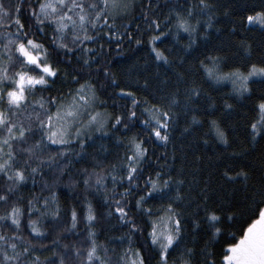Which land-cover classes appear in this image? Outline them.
<instances>
[{
    "label": "snow or ice",
    "instance_id": "obj_1",
    "mask_svg": "<svg viewBox=\"0 0 264 264\" xmlns=\"http://www.w3.org/2000/svg\"><path fill=\"white\" fill-rule=\"evenodd\" d=\"M0 264H264V0H0Z\"/></svg>",
    "mask_w": 264,
    "mask_h": 264
},
{
    "label": "trees",
    "instance_id": "obj_2",
    "mask_svg": "<svg viewBox=\"0 0 264 264\" xmlns=\"http://www.w3.org/2000/svg\"><path fill=\"white\" fill-rule=\"evenodd\" d=\"M225 6H227V3H225ZM220 11L222 12L223 8H221ZM217 22L224 25L223 31L220 34H217L215 33V31H213L210 34L209 39L207 41L197 46V51H199L201 47H212V46L224 47L229 43L228 38L224 35V33L227 31V26H228L227 18L223 16L218 17ZM133 24H135V21H133ZM245 38L247 39L248 37ZM236 39L238 40L240 39V37L237 36ZM260 39H261L260 35H255L253 37V48H252L253 56H256L260 51V49L255 46L260 41ZM225 50L231 53L235 51V47L231 46L229 48H226ZM145 51H146L145 47L139 46L138 50H132L131 53L126 52L123 58L113 57V60L117 64L121 62L126 63L127 59L132 55L143 58V53ZM149 71H154V68L149 69ZM196 76L198 79L199 73H196ZM227 91H228V85L218 88L214 87L211 89L210 94L214 97L216 101L214 105L215 111L212 112L211 114L214 117H217L222 124L229 125L230 138L234 137L235 139L239 140L243 138V135L245 133V123L248 117L252 115L253 105L247 99L238 102L230 100V102H235L237 106L233 109L231 113H221L220 109L222 108V104L220 103V100L229 99V97L226 95ZM121 103H123V101H121ZM208 111L209 110L205 109V116L202 117L205 120L207 119ZM180 123L182 124L183 121H181ZM204 127H206V124L204 125ZM204 127L200 129L201 132L204 131ZM175 133H180V125L176 127ZM175 133L173 134V142H174V147L177 150V157H176L177 162H179V154L180 151L182 150L186 157L184 163L186 164L187 170L190 171L191 166L195 164V162L192 160V156L194 154H199L201 156V160L199 161L201 177H203L205 174H210V169L215 167V164L213 161H210L207 158L213 156L215 152L221 151V148L214 145V143L210 138H209V143L207 145H204L200 141H191L189 136H186L184 134L176 135ZM156 151L163 152L164 149L158 145ZM242 195H243V191L239 192L237 194V197H234V199ZM188 226L189 228L191 227L190 224Z\"/></svg>",
    "mask_w": 264,
    "mask_h": 264
}]
</instances>
